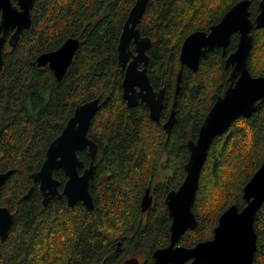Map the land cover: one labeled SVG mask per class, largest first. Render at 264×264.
I'll return each mask as SVG.
<instances>
[{"label": "trees", "instance_id": "1", "mask_svg": "<svg viewBox=\"0 0 264 264\" xmlns=\"http://www.w3.org/2000/svg\"><path fill=\"white\" fill-rule=\"evenodd\" d=\"M135 1L34 0L29 29L13 47H4L0 172L13 173L0 191V206L10 211L13 221L7 238L0 240V264H123L139 254L146 255L142 264H152V252L168 245L171 219L164 198L182 183L187 143L196 139L210 107L229 85L231 70L225 68V59L235 50L238 35H232L225 54L221 49L208 52L196 71L181 69L180 48L188 35L208 32L241 0H149L137 27L151 41L150 84L155 91L164 90L160 123L150 120L143 103L130 108L121 96L117 45ZM259 1L249 0L251 19ZM251 36L248 70L264 77V28L252 29ZM68 38L80 44L57 81L47 67L34 62ZM180 69L176 121L166 134L161 123L172 110ZM95 99L99 107L87 132L97 146L96 171L89 182L93 209L89 212L82 203L70 207L64 198L43 207L31 175L40 169L47 147L75 107ZM77 155L88 162V154ZM262 162L264 103L259 102L249 118L235 120L210 145L192 206L197 226L179 244L192 247L211 239L223 211L231 205L243 208V187ZM166 170L170 175L164 173L165 179L156 183ZM53 178L60 188L66 182L61 170L53 171ZM148 188L154 201L143 214L140 202ZM254 231L252 264H264V202L255 215Z\"/></svg>", "mask_w": 264, "mask_h": 264}, {"label": "water", "instance_id": "2", "mask_svg": "<svg viewBox=\"0 0 264 264\" xmlns=\"http://www.w3.org/2000/svg\"><path fill=\"white\" fill-rule=\"evenodd\" d=\"M0 0V71L3 68V49L13 47L23 32L31 25V10L34 0ZM149 0H136L123 25L117 45V62L123 72L121 83L122 97L128 107L140 100L148 109L150 120L159 122L163 105L164 90L154 92L147 74L148 56L151 41L143 37L138 24L144 15ZM249 0L234 4L208 32L195 31L183 41L179 62L196 71L202 58L208 52L221 49L225 54L233 34L238 42L233 52L225 59V68H230L229 85L217 97L202 124L194 141L187 143L188 159L184 165L185 177L180 186L165 197V205L171 219L169 244L152 252V264H252L256 250L254 231L255 215L264 202V162L260 164L242 190L245 206L238 209L231 205L221 213L211 239L199 242L192 247L179 244L180 238L189 230H194L197 221L192 206L198 188L203 164L213 140L224 134L238 118H249L257 103H264V77H254L248 70L247 60L252 47V29L264 28V0L258 3V13L251 19ZM79 40L68 38L55 51L36 57L37 67H47L57 81H61L74 54ZM132 46V49H131ZM181 69L177 76L174 101L169 118L163 125L168 131L175 121L176 96L179 92ZM99 107L97 99L79 104L73 110L61 133L49 144L40 169L31 175L42 194V204L46 206L50 198L63 196L70 207L78 202L91 211L93 200L89 192V182L95 173L94 158L96 144L87 137L90 123ZM87 151L90 161L87 167L78 153ZM82 170L79 173V170ZM61 170L66 176L62 192L59 182L53 178V171ZM12 170L0 172V191ZM32 191H28L27 198ZM152 205L149 190L144 193L141 212ZM13 216L0 206V240H5L11 229ZM123 264H139L137 258H128Z\"/></svg>", "mask_w": 264, "mask_h": 264}, {"label": "flooded vegetation", "instance_id": "3", "mask_svg": "<svg viewBox=\"0 0 264 264\" xmlns=\"http://www.w3.org/2000/svg\"><path fill=\"white\" fill-rule=\"evenodd\" d=\"M131 49H132V46H131ZM215 50H216V49H215ZM152 89H153V87H152ZM160 90H161V89H160ZM153 91H154V92H159V90L155 91L154 89H153ZM179 92H180V88H179ZM179 92H178V93H179ZM177 95H178V94H177ZM121 96H122V93H121ZM163 96H164V93H163ZM122 99H123V97H122ZM123 100H124V99H123ZM163 100H164V98H163ZM124 102H125V104H126V101H125V100H124ZM138 103H142V102H141L140 100H137V102H136L134 105H132L131 107L136 106ZM143 104H144V103H143ZM126 106H127V104H126ZM144 106H145V105H144ZM127 107H128V106H127ZM131 107H130V108H131ZM145 107H146V106H145ZM146 108H147V107H146ZM147 110H148V109H147ZM161 110H162V109H161ZM169 115H170V114H169ZM169 115H168V117L166 118V120H164V121L161 123L162 128H163V125H164V124L166 123V121L168 120ZM159 119H160V118H159ZM175 121H176V118H175ZM175 121H174V123H175ZM155 123H160V120H159V122H155ZM174 123L172 124V126L170 127V129H169L168 131H165L164 128H163V130H164V132H165L166 134H168V133L171 131V129H172L173 126H174ZM83 153H86V155L88 154L87 151H83ZM96 155H97V153H96ZM87 156H89V155H87ZM95 158H96V157H95ZM95 158H94V165H95V167H96V164H95ZM89 161H90V159L88 158V162H87L86 164H84L85 167H87V166L89 165ZM95 171H96V169H95ZM166 171H169V170H166ZM166 171H165V172H162V173L159 172V173H160V178L156 181V183H157V182H161L162 180H164V179H163V178H164L163 176H164V173H166ZM81 172H82V170L80 169V170H79V173H81ZM94 175H95V173H94ZM93 178H94V177H93ZM66 179H67V178H66ZM92 180H93V179H92ZM63 186H64V184H63ZM63 186H62V188H60V187H61V184H59V187H58V191H59V193L62 192ZM176 189H177V188H176ZM176 189H174V190H176ZM146 190H149V195L152 197V205H153V201H154L153 194H152V192L150 191L149 188L146 189ZM146 190H145V192H146ZM170 191H173V190H170ZM170 191H169V192H170ZM145 192H144V193H145ZM169 192H168V193H169ZM168 193H167V194H168ZM167 194H166V195H167ZM41 195H42V194H41ZM143 195H144V194H143ZM166 195H165V197H166ZM142 197H143V196H142ZM54 198H57L58 200H61V199L64 198V197H63V196H61V197H57V196H55V197H53V198H50L49 201H50L51 199H54ZM42 199H43V197H42ZM64 199H65V198H64ZM141 199H142V198H141ZM92 200H93V199H92ZM49 201H48V202H49ZM65 201H66V199H65ZM48 202H47V204H48ZM164 202H165V198H164ZM41 203H42V200H41ZM66 203H67V202H66ZM78 203H80V202H78ZM47 204H46V205H47ZM42 205H43V204H42ZM152 205H151V207H152ZM68 206H69V205H68ZM43 207H45V206H43ZM151 207H150V208H151ZM165 207H166V205H165ZM150 208H149V209H150ZM149 209H148V210H149ZM166 209H167V208H166ZM148 210H147V211H148ZM147 211L142 212V213H143V214H146ZM89 212H90V211H89ZM167 213H168V211H167ZM168 216H169V214H168ZM170 224H171V223H170ZM216 225H217V224H216ZM215 227H216V226H215ZM169 228H170V227H169ZM213 231H214V230H213ZM212 236H213V235H212ZM169 237H170V230H169ZM179 242H180V240H179ZM168 244H169V241H168ZM166 246H167V245H166ZM166 246H165V247H166ZM162 248H163V247H162ZM114 253H116V252H114ZM151 255H152V254H151ZM151 259H152V257H151ZM137 260H138V259H137ZM152 262H153V259H152ZM152 262H151V263H152ZM138 263H139V264H142L139 260H138Z\"/></svg>", "mask_w": 264, "mask_h": 264}, {"label": "rangeland", "instance_id": "4", "mask_svg": "<svg viewBox=\"0 0 264 264\" xmlns=\"http://www.w3.org/2000/svg\"><path fill=\"white\" fill-rule=\"evenodd\" d=\"M170 175V171H166L165 177ZM165 177L163 179H165ZM160 178V175H158V179ZM138 257V256H137ZM135 257V258H137ZM146 255L145 254H139V258H137L140 262H143L145 260ZM130 258V257H129Z\"/></svg>", "mask_w": 264, "mask_h": 264}, {"label": "bare ground", "instance_id": "5", "mask_svg": "<svg viewBox=\"0 0 264 264\" xmlns=\"http://www.w3.org/2000/svg\"><path fill=\"white\" fill-rule=\"evenodd\" d=\"M15 3V2H14Z\"/></svg>", "mask_w": 264, "mask_h": 264}]
</instances>
